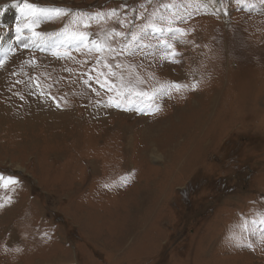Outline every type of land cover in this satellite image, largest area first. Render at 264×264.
Wrapping results in <instances>:
<instances>
[{"label":"rangeland","instance_id":"obj_1","mask_svg":"<svg viewBox=\"0 0 264 264\" xmlns=\"http://www.w3.org/2000/svg\"><path fill=\"white\" fill-rule=\"evenodd\" d=\"M0 2L17 15L0 30V46L6 35L10 42L0 59L16 50L0 68V80L11 81L0 94V174L19 180L15 191L0 188V203L12 198L0 208V264H264V225L252 223L264 217V0ZM22 2L37 15H67L39 19L45 41L24 48L15 37ZM97 13L104 18L89 20ZM150 21L163 31L129 43L113 66L138 75L144 90L188 87L159 97L154 115L138 111L146 108L140 101L109 106L115 93L93 79L96 95L83 83L96 76L95 53L76 51L59 34L83 30L96 39ZM125 43L116 38L117 52ZM166 44L176 62L165 58ZM57 46L71 57L54 56ZM16 76L38 78L57 110L74 101L83 116L96 107L102 114L73 131L68 122L30 124L38 90L19 94ZM129 174L126 186L103 187Z\"/></svg>","mask_w":264,"mask_h":264},{"label":"snow or ice","instance_id":"obj_2","mask_svg":"<svg viewBox=\"0 0 264 264\" xmlns=\"http://www.w3.org/2000/svg\"><path fill=\"white\" fill-rule=\"evenodd\" d=\"M11 5H3L0 6V15H3L4 12L7 10L8 7ZM19 6V5H17ZM170 5H165V7H169ZM25 9L32 10L31 16L32 19L29 20L27 16H25ZM21 17L25 21L24 23L17 22L15 26V37L16 40L22 45L24 48H28V43L25 41H31L33 44H35L37 41L43 42L45 41L46 37L44 34L37 32L35 30L39 19L43 17H47L48 19L55 17H60L62 15H67V12L61 10V9H49V10H40V15H37L36 11L34 10V7L32 4L25 3L23 8L20 9ZM109 16H115L116 10L113 9L111 13L108 14ZM105 14L103 13H97L95 17H89V20L95 18L98 21L100 19H103ZM91 27L90 22H84L83 28L88 29ZM149 31L155 33L163 31V29L159 28L156 23L154 22H148L139 27V30L136 32L127 31V32H120L116 31L115 29H111L108 32H105L103 38H92V35L83 30H69L68 28H65L63 32H61L59 35H61L64 38V42L67 45H74L76 47V51H80L81 49L86 50L88 53H95V65L98 67L96 69H90L89 71H96V76L93 77L91 75L88 76L87 79L83 80V83L88 86L92 91L96 92V95H100V92L97 91L95 88L91 87V81L95 79V82L100 86V88L105 89L108 92L115 93V96L109 97V106H115V107H122V101L127 100L128 103H134L135 101H140L146 105V108H139L138 111L154 115L160 112L161 107L158 103H156L157 99L159 97H170L172 94V91L179 92L182 88L188 87L186 85H181L179 83H171L167 85H160L159 88H153L151 91L144 90L140 87L141 84L144 83V81L138 76L134 75L132 73H129L128 77L126 78L124 75L123 66L120 63H116L115 66H113L112 61H115L119 55H122L124 53L125 49L129 48V43H134L138 40H141L145 34H147ZM169 31H173L172 29H169ZM180 35H186L183 29H177L175 30ZM30 34V35H29ZM120 38L121 40L128 41V43H125L123 47L120 49L119 52H117L116 47L114 46V43L116 41V38ZM130 38V40H129ZM47 39H51V37H47ZM169 51L165 53V58H172L173 62L175 61V57L179 55V53L176 52L175 48L172 44H166L165 45ZM60 46H57L56 50L53 51V55L57 58L62 57H71L70 51H63L61 52L59 50ZM15 49L9 47L7 52L4 55L3 59H0V68H3L5 62L8 59V53H15ZM29 63H34L33 61H30ZM83 63H88L87 60H85ZM107 71H104V70ZM116 69H120L121 71L119 74L117 73ZM66 71H71L70 69H66ZM83 75V74H82ZM30 79L33 81L36 89L38 90V94L40 97L47 96L48 98L52 99L54 102H56V106L60 107L59 101H56L55 97L51 96V93H45L42 89V85L38 78L36 77H30ZM119 81L117 83L116 81ZM19 82V81H18ZM197 87L196 84H192L191 88L192 90H195ZM23 99V97H21ZM132 179V176L125 175L121 176L118 181H115L113 183H105L103 187L105 189L111 190L114 187H124L126 186ZM19 183V180L16 179L14 176H5L0 174V188L4 190H11L15 191L14 186ZM12 198L11 196H7L4 199L3 203H0V208H3L6 206V204L11 203ZM253 224L259 223L261 225H264V217H261L259 221H252ZM248 222L245 221L241 228L242 230H247ZM251 247V245H249ZM4 250L7 252L8 246H4ZM16 252H21L22 249H15Z\"/></svg>","mask_w":264,"mask_h":264},{"label":"bare ground","instance_id":"obj_3","mask_svg":"<svg viewBox=\"0 0 264 264\" xmlns=\"http://www.w3.org/2000/svg\"><path fill=\"white\" fill-rule=\"evenodd\" d=\"M25 3H27V2L21 3L22 7L24 6ZM25 11H26V14L31 13V10H29V9H25ZM15 13H16V11H14L12 6H10V8H8L4 12V14L0 16V23H3L2 26H0L1 27L0 30H3V31L9 30V25H12V23L15 22V18L17 17V15ZM7 37L8 36L6 35L3 38V43H1L0 49L6 50V47L10 45L9 44L10 42H8ZM25 42L27 43V41H25ZM17 77H18V80H16ZM23 79H24V76H21V77L16 76L15 77V83H14L15 89H13V90L19 89L20 90L19 94H21V93L25 94L28 92L35 94L37 92V89H36L34 83H31V80L28 78H27L28 82H24ZM80 80H82V79H80ZM69 81H71L70 83H72V82H75L77 80L71 78V79H69ZM8 83H9V80H7V78L6 79L3 78L0 80V94L6 93L10 89L11 81H10L9 85H8ZM52 84H53V81H52ZM23 90H25V91H23ZM214 99H216V97ZM214 99L211 100L210 102L213 103ZM37 102H39V105H40V111L37 113L39 116H33V117L31 116L30 117V124H34V123L39 124V122H40V123L47 125L46 127L47 128L49 127L48 129H50V126H52L53 124H59V123L61 124V123H67L68 122V124L71 126L72 131H73L74 128L80 127V125L87 123L83 119L84 117L87 116V117H90L91 119H92V117H98L102 114V110H103L100 107H96L95 109H92L91 111L87 110L86 116H83V114L81 113L83 111L82 110L83 107H81V106L78 107V105L76 103H74V101L67 103V105H65L61 110H57L56 103L48 100V98L43 97L42 101L40 102V96L39 95H37ZM83 104H85V103L83 102ZM83 106L87 107L88 105L85 104ZM62 113L65 115L63 116ZM46 114H47V116H46ZM90 118H88V122L90 121ZM198 128H199V125H198ZM54 136L55 135L53 134L52 137H54ZM57 136H59V134H57Z\"/></svg>","mask_w":264,"mask_h":264}]
</instances>
